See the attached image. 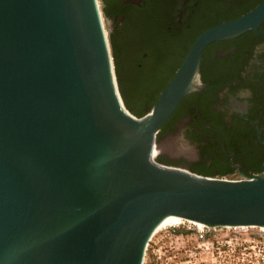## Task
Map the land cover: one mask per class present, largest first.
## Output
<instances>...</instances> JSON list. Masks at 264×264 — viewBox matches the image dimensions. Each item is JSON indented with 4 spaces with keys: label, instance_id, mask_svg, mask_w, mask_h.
<instances>
[{
    "label": "water",
    "instance_id": "water-1",
    "mask_svg": "<svg viewBox=\"0 0 264 264\" xmlns=\"http://www.w3.org/2000/svg\"><path fill=\"white\" fill-rule=\"evenodd\" d=\"M263 18L264 3L201 32L136 116L98 0H0V264H142L173 216L264 227V173L202 175L153 153L163 123L203 86L205 46Z\"/></svg>",
    "mask_w": 264,
    "mask_h": 264
},
{
    "label": "flooded vegetation",
    "instance_id": "flooded-vegetation-1",
    "mask_svg": "<svg viewBox=\"0 0 264 264\" xmlns=\"http://www.w3.org/2000/svg\"><path fill=\"white\" fill-rule=\"evenodd\" d=\"M262 3L264 0H98L120 85L129 102L146 109L201 32ZM148 51L150 61L145 60ZM199 72L202 88L183 97L158 132L165 141L179 137L191 149L180 155L162 151L158 160L204 174L241 178L264 173V18L256 29L207 44ZM153 245L156 254L159 247L155 241Z\"/></svg>",
    "mask_w": 264,
    "mask_h": 264
},
{
    "label": "rangeland",
    "instance_id": "rangeland-1",
    "mask_svg": "<svg viewBox=\"0 0 264 264\" xmlns=\"http://www.w3.org/2000/svg\"><path fill=\"white\" fill-rule=\"evenodd\" d=\"M100 2V0H99ZM101 7V6H100ZM104 28L108 37L111 55L114 63V52L110 42L109 29L102 8H100ZM163 49V48H162ZM152 53L148 51L145 60H151ZM164 57H161L163 59ZM179 56L175 60H178ZM144 60V59H143ZM164 60V59H163ZM172 63V62H171ZM171 65V64H170ZM116 75V70H115ZM117 79V78H116ZM153 94V93H152ZM164 137L157 134L156 149L154 159L159 163L158 156L163 151L165 154L180 155L186 154L191 146L188 143L174 137L165 141ZM182 150L180 151L179 149ZM187 150L186 152H182ZM171 166H179L190 171L192 169L187 166L166 164ZM195 172V171H193ZM198 173V172H195ZM201 174V173H198ZM208 176L225 177L230 179H238V175H216L202 174ZM194 224V223H193ZM191 226V227H190ZM179 232L181 236L177 235ZM203 232V236L199 234ZM157 242L159 250L154 254L152 251L153 242ZM154 246V245H153ZM167 250H174L168 253ZM179 252V253H177ZM181 252V253H180ZM173 254L176 256L173 257ZM170 255L171 258H167ZM160 256V258H156ZM155 257V260L153 259ZM184 261H186L184 263ZM264 264V228L258 227H205L192 225L187 222L180 224H167L159 227L149 241L144 260L142 264Z\"/></svg>",
    "mask_w": 264,
    "mask_h": 264
},
{
    "label": "trees",
    "instance_id": "trees-1",
    "mask_svg": "<svg viewBox=\"0 0 264 264\" xmlns=\"http://www.w3.org/2000/svg\"><path fill=\"white\" fill-rule=\"evenodd\" d=\"M110 42H111V40H110ZM114 63H115L116 77H117V81H118V85H119L121 96L123 98L124 105L128 108V110L130 112H132L136 116H141V115L145 114L146 112H148L151 109L152 105L155 103V101L157 100V98H158L160 93L156 94L153 97V100L149 102V105H148V107L146 109H138L136 106H134L132 103L129 102V100L127 98V95L123 92V90L121 88L119 73H118V69H117V66H116L117 61H116L115 57H114ZM193 171L198 172L196 170H193ZM198 173H200V172H198ZM201 174H204V173H201Z\"/></svg>",
    "mask_w": 264,
    "mask_h": 264
},
{
    "label": "bare ground",
    "instance_id": "bare-ground-1",
    "mask_svg": "<svg viewBox=\"0 0 264 264\" xmlns=\"http://www.w3.org/2000/svg\"><path fill=\"white\" fill-rule=\"evenodd\" d=\"M104 30H105V28H104ZM155 152H157L156 147L154 148L153 153L155 154ZM183 222H192V223H194V224H197V225L200 226V227L205 226L204 224H202V223H200V222H195V221H190V220H184V219L179 218V217H177V216H173V217H171V218L165 220L163 223H161V224L156 228V230H157L159 227H162V226L167 225V224H172V225H173V224H180V223H183ZM205 227H206V226H205ZM241 227H242V226H241ZM250 227H252V226H250ZM259 228H264V227H259ZM156 230H155V232H156Z\"/></svg>",
    "mask_w": 264,
    "mask_h": 264
},
{
    "label": "built area",
    "instance_id": "built-area-1",
    "mask_svg": "<svg viewBox=\"0 0 264 264\" xmlns=\"http://www.w3.org/2000/svg\"><path fill=\"white\" fill-rule=\"evenodd\" d=\"M187 223L192 224V225H195V224H193L192 222H187ZM190 227H191V226H190ZM206 227H207V226H206ZM207 228H209V227H207ZM245 228H247V227H245ZM258 228H259V227H258ZM177 235L181 236L182 233L179 232V234H177ZM199 236L202 237V236H203V232H201V233L199 234Z\"/></svg>",
    "mask_w": 264,
    "mask_h": 264
}]
</instances>
